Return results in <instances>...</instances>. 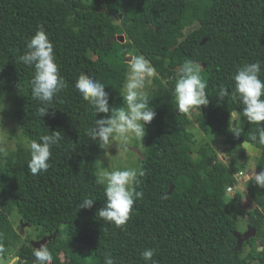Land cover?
Here are the masks:
<instances>
[{
	"label": "trees",
	"instance_id": "16d2710c",
	"mask_svg": "<svg viewBox=\"0 0 264 264\" xmlns=\"http://www.w3.org/2000/svg\"><path fill=\"white\" fill-rule=\"evenodd\" d=\"M40 26L66 82L43 117L31 96L34 68L17 62ZM129 54L144 55L157 72L147 93L155 133L135 185L143 197L117 227L96 216L105 199L96 183L100 148L86 134L108 114L95 117L74 83L87 74L105 84L111 106L125 107ZM188 60L200 65L207 81L209 104L197 116L202 140L189 129V114L175 108L177 70ZM256 61L264 81V0H0V106L11 105L24 138L40 142L56 130L63 136L51 149L50 167L36 176L23 144L0 150V258L8 253L20 258L16 264H34V247L21 240L9 216L17 211L25 226L39 229L38 238L50 237L44 244L52 264H103L106 254L116 264H145V248L155 250L156 264H264V188L252 177L244 181L248 209L234 191L238 172L264 170V145L251 140L258 125L243 118L238 100L216 98L221 85L231 93L239 66ZM235 110L242 122L239 139L229 131ZM219 135L226 142L225 162L216 150ZM244 141L262 154H248ZM85 196L95 199L92 209H78ZM239 215L247 216L256 234L236 249Z\"/></svg>",
	"mask_w": 264,
	"mask_h": 264
},
{
	"label": "clouds",
	"instance_id": "9594fccd",
	"mask_svg": "<svg viewBox=\"0 0 264 264\" xmlns=\"http://www.w3.org/2000/svg\"><path fill=\"white\" fill-rule=\"evenodd\" d=\"M127 61L126 79L123 84V103L125 107L118 110L110 105V94L106 91L104 83L93 77L81 73L75 80L74 87L86 101L90 109L97 114H108L106 117L95 119L94 125L87 131V136L95 141L103 150L104 156L109 149L116 147L124 148L132 137L142 140L145 136L146 125L151 123L156 113L150 107V100L145 91L152 78L157 76L155 67L142 54H129ZM17 62L34 68L31 78V96L41 105L37 112L40 117L48 113L53 99L66 88V82L60 75L59 67L55 60L54 46L44 30L38 27L35 33L26 43V51L17 57ZM261 61L245 63L239 66L232 76L234 88L229 90L223 85L219 86L216 98L223 102L227 97L238 100L242 105V116L251 124L258 125L256 133L251 140L258 145H264V81L260 79ZM207 81L200 75V65L196 62L185 61L177 70V78L174 85L175 108L180 114H188L201 106L209 104L206 93ZM7 106H0V113ZM54 115V113H53ZM237 118L240 112L235 113ZM3 117L0 115V122ZM234 139H239L242 130L234 126L229 130ZM59 130L44 134L40 142L24 138L23 145L30 153L27 166L31 175L36 176L50 167L52 147L58 146L63 139ZM251 147V146H250ZM144 175L142 170L124 168L98 172L96 183L104 189V204L96 211L103 221L119 227L124 225L130 218V213L136 199L143 197V192L135 187L138 184V176ZM252 177V182L260 188H264V170L259 172L256 168H250L247 176ZM95 199L85 196L79 201L78 209H92ZM155 250L145 248L140 252V257L145 264H156L153 260ZM34 264H52L53 255L45 244H40L32 251ZM19 257L13 258V264ZM23 264V262H21ZM103 264H116L115 259L106 254Z\"/></svg>",
	"mask_w": 264,
	"mask_h": 264
},
{
	"label": "rangeland",
	"instance_id": "374dc122",
	"mask_svg": "<svg viewBox=\"0 0 264 264\" xmlns=\"http://www.w3.org/2000/svg\"><path fill=\"white\" fill-rule=\"evenodd\" d=\"M153 89L152 80L151 83L146 86V93ZM7 106L0 115H2L3 120L0 122V150L10 151L16 148L18 145L23 144L24 136L19 129L16 119L12 112V107L8 102H4ZM3 103L1 104V106ZM191 119V123L189 125V129L194 132L195 136L198 140L204 139L203 134L200 132L198 124H197V116L198 109H195L188 113ZM238 118L235 121V126L237 124L238 127H242V122H238ZM238 122V123H237ZM155 133V128L151 124L146 125L145 136L142 140L132 137L130 142L121 149H117L115 146L109 149V153L104 156V152L102 149H99L96 159H95V171L98 174L99 171L104 170H115V169H124V168H135L139 170L140 160L143 155L144 149L146 147L147 141L153 137ZM224 137L219 135L216 142V150L219 154V158L225 162L222 156V149L225 146ZM238 182L234 186V191L238 192L243 196V204L248 209V204H245L246 200V189L243 181H240L238 178ZM10 219L13 222V226L20 231V217L17 214V211H13L10 215ZM237 226L238 232L244 233L248 230V219L247 216L239 215L237 217ZM39 229L34 226H24L23 232L21 235V240L24 241L29 239L28 241L36 240L38 238ZM28 237V238H27ZM20 242V241H19ZM247 250V247L243 248V252ZM14 254V252L12 253ZM11 257V258H10ZM14 256H10V254H6V256L0 258V264H13L12 259ZM16 264V263H15Z\"/></svg>",
	"mask_w": 264,
	"mask_h": 264
},
{
	"label": "water",
	"instance_id": "95a60500",
	"mask_svg": "<svg viewBox=\"0 0 264 264\" xmlns=\"http://www.w3.org/2000/svg\"><path fill=\"white\" fill-rule=\"evenodd\" d=\"M121 40H123V36L121 35ZM178 111V110H177ZM235 113H237V111L235 110L234 112H233V124H235V121H236V119H237V117L235 116ZM251 146V147H250ZM243 147L245 148V150H246V152L248 153V154H254V155H257V156H260L261 154H262V149H260V148H258L257 146H255V145H253V144H251V143H249L248 141H244L243 142ZM249 171V170H248ZM248 171H246L245 173H243L242 174V176H241V178H240V181H246L247 179H245V176H247V174H248ZM256 171L257 172H259L260 170H257L256 169ZM249 178V177H248ZM172 189H173V186H171L170 188H169V190H168V192L167 193H170L171 191H172ZM25 225H27V223H24L22 220L20 221V234H22V232H23V227L25 226ZM255 234H256V229L254 228V227H252V226H249V228H248V230L246 231V232H244V233H236V238H237V244H236V249L237 248H239L241 245H242V243L245 241V240H247L249 237H251V236H255ZM49 239H50V237H49ZM46 241V238H42L41 240H39V241H34V240H32V241H30V243H31V245H33V246H39L40 244H44V242ZM262 249V247L260 246V247H258V250H261ZM12 262H13V259H12Z\"/></svg>",
	"mask_w": 264,
	"mask_h": 264
},
{
	"label": "flooded vegetation",
	"instance_id": "af4514ba",
	"mask_svg": "<svg viewBox=\"0 0 264 264\" xmlns=\"http://www.w3.org/2000/svg\"><path fill=\"white\" fill-rule=\"evenodd\" d=\"M248 227H249V225H248ZM241 234H242V233H241ZM43 237L46 238V241L49 240V237H48V236H43ZM43 237H41V238H37V239L34 240V241H39V240H41ZM46 241H45V242H46ZM245 241H246V240H245ZM245 241H244V242H245ZM45 242H44V243H45ZM244 242H243V243H244ZM32 247L36 248V247H38V246H33V245H32Z\"/></svg>",
	"mask_w": 264,
	"mask_h": 264
},
{
	"label": "built area",
	"instance_id": "2783aa9c",
	"mask_svg": "<svg viewBox=\"0 0 264 264\" xmlns=\"http://www.w3.org/2000/svg\"><path fill=\"white\" fill-rule=\"evenodd\" d=\"M243 173H245V172H238L237 175H236V177L237 178H240ZM230 190H231V188H228V191H230Z\"/></svg>",
	"mask_w": 264,
	"mask_h": 264
}]
</instances>
